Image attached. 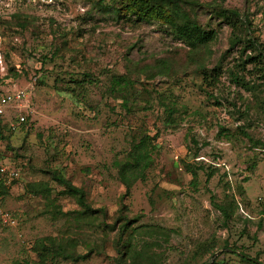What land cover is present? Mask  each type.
I'll return each mask as SVG.
<instances>
[{
  "label": "rangeland",
  "instance_id": "1",
  "mask_svg": "<svg viewBox=\"0 0 264 264\" xmlns=\"http://www.w3.org/2000/svg\"><path fill=\"white\" fill-rule=\"evenodd\" d=\"M94 1L0 0V89L26 91L30 111L15 132L0 133L2 164L21 166L1 201L17 219L0 223V264H37L29 248L42 237L73 240L74 252L85 255L57 264H114L117 231L129 220L164 230L166 241L158 238L152 248L162 254L161 264H239L231 256L236 251L223 254V243L258 254L264 264V66L237 68L252 54L240 53V45L229 51L231 32L215 27L217 21L215 41L190 53L162 24L118 23ZM185 1L233 9L243 22L245 14L246 36L264 42V0ZM217 62L219 78L204 84L197 67ZM82 74L95 84L76 98L66 94V82ZM111 75L133 83L126 108L106 91ZM166 102L176 110L175 128L163 127L160 103ZM142 134L155 137L157 149L145 181L126 195L116 162ZM184 164L197 169L194 186ZM49 169L83 190L95 211L88 225L72 220L79 208L57 195L62 188L43 172ZM37 182H47L53 206L65 216L23 193L24 185ZM222 204L232 210L226 221L215 208Z\"/></svg>",
  "mask_w": 264,
  "mask_h": 264
},
{
  "label": "trees",
  "instance_id": "2",
  "mask_svg": "<svg viewBox=\"0 0 264 264\" xmlns=\"http://www.w3.org/2000/svg\"><path fill=\"white\" fill-rule=\"evenodd\" d=\"M94 7L102 14H108L116 22L122 24H134L136 22L151 23L157 22L167 27L169 34L179 43L184 45L189 52L199 53L213 43L216 39V31L212 28V23L217 21L214 26L222 24L229 28L231 37L228 41V50L235 49L240 45L239 52L249 51L252 55L246 56L244 60H240L237 68H242L244 64L255 66H264V42H259L255 37H247V28L243 25L250 26L245 14L244 22L240 20V14L233 9L223 8L221 5H199L193 1L187 2L185 0H95ZM205 23L198 20V17H205ZM17 26L21 29L26 27L25 21H17ZM251 36V35H250ZM55 54V52H54ZM53 54V55H54ZM51 60V59H48ZM42 62H45V57H42ZM198 74L202 77V82L209 86L214 85L221 74V65L217 62L210 69H207L202 64L197 67ZM229 75L234 82L238 81V76L229 71ZM16 76V75H14ZM1 80V79H0ZM94 79L88 74H82L80 79H71L67 83L64 92L72 97H77L85 85H94ZM3 81L0 82V85ZM132 82L123 75H111L108 79V88L106 91L113 97L114 100L120 101V106L126 108L130 95L127 93L128 88H132ZM0 91H2L0 89ZM162 106L164 128H175L176 123L174 119L175 108L172 103H160ZM6 117L10 119L7 120ZM14 121V115L10 114L5 117H0V133L3 128L8 129V123ZM25 123V121H24ZM22 123L19 127H21ZM18 127V128H19ZM17 128V129H18ZM16 129V130H17ZM10 132V131H9ZM243 134V133H242ZM155 137H149L142 134L139 138L134 140L128 150L124 153L121 160L116 162V173L119 183L123 186L124 192L127 195L130 188L136 182H144L148 170L152 166V155L157 147L153 143ZM0 136V140H1ZM6 155L0 152V160L5 159ZM9 165L16 169L18 174L21 166L14 164ZM185 172L190 176V184L194 186L196 180V168L192 165L184 164ZM255 163L252 162L248 170H252ZM45 174L49 176V180L61 187L62 190L57 193L58 196L69 197L75 201L79 210L71 214L74 215L72 220L75 223L84 222L88 225L95 213L90 209L85 201V194L81 188L73 186L67 179L55 170H44ZM211 175H207V180ZM19 178V177H18ZM18 180V179H17ZM16 180V181H17ZM206 180V181H207ZM15 181V182H16ZM10 188L0 187V206L2 199L9 193ZM23 193L31 197H38L44 200L46 207L52 209V213L65 216L60 213L57 207L53 206V200L50 199L51 188L47 182L28 183L23 186ZM232 202V201H231ZM230 205H217L216 210L223 216L224 221L228 220L232 214ZM9 218L14 221L17 219L15 214H8ZM134 221H125L120 225L116 238L114 240L113 250L115 256L111 259L114 264H161L162 254L155 253L152 248L157 246V239L163 238L166 241V233L161 228L147 227L146 225L134 226ZM8 226V225H6ZM112 230V227L109 228ZM215 245L206 247L204 252H209ZM220 248H224L225 252L231 248V256L235 257L239 264H262L258 260V254L250 257L241 250H236L234 247L227 246L226 243ZM34 255L37 264H57L59 261H71L76 263L84 260L85 255H79L74 252V241L67 239L64 242H57L51 237H42L33 241L29 248ZM90 252V251H89ZM208 264H228L216 263L212 261Z\"/></svg>",
  "mask_w": 264,
  "mask_h": 264
},
{
  "label": "built area",
  "instance_id": "3",
  "mask_svg": "<svg viewBox=\"0 0 264 264\" xmlns=\"http://www.w3.org/2000/svg\"><path fill=\"white\" fill-rule=\"evenodd\" d=\"M1 65V59H0ZM27 95L24 90L0 91V117H5L10 114L14 115V121L8 123L10 132H15L16 129L25 121V113L30 112L26 101ZM24 114V115H23ZM19 177L16 169L10 165L2 164L0 160V187L10 188ZM0 223L12 226L14 221L11 220L8 214L0 208Z\"/></svg>",
  "mask_w": 264,
  "mask_h": 264
},
{
  "label": "water",
  "instance_id": "4",
  "mask_svg": "<svg viewBox=\"0 0 264 264\" xmlns=\"http://www.w3.org/2000/svg\"><path fill=\"white\" fill-rule=\"evenodd\" d=\"M214 255H212V258H213Z\"/></svg>",
  "mask_w": 264,
  "mask_h": 264
}]
</instances>
